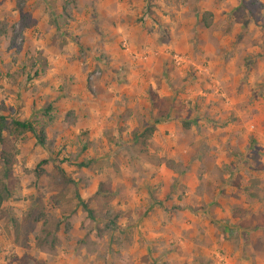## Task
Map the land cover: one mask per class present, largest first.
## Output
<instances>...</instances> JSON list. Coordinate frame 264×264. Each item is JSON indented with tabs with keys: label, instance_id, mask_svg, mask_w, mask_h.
I'll return each mask as SVG.
<instances>
[{
	"label": "rangeland",
	"instance_id": "1",
	"mask_svg": "<svg viewBox=\"0 0 264 264\" xmlns=\"http://www.w3.org/2000/svg\"><path fill=\"white\" fill-rule=\"evenodd\" d=\"M144 2L145 12L155 26L154 31L146 30L148 37L143 39L145 44L141 46L139 58L153 75L159 68L163 69L160 75L162 79L170 73V85L176 84V91L186 86L191 91L185 90V93L189 96L190 91L192 96L182 100L177 98L169 106L168 98L158 97L156 93V98H149V92H154L148 90L149 105L145 108H148V120H139L137 130L127 132L124 137L120 134L117 138L114 133L124 129L117 120L115 124L107 123L102 138L91 141L87 140V132L82 129L68 142L57 141L53 136L56 131L52 129H49L47 138L44 128L53 126L55 113L47 99L39 107L33 104L32 117L27 120L31 121L35 131L43 132L45 145H39L33 133L14 135L8 129L2 132L3 141L0 143V150L10 161L5 166L10 174L4 179L0 158V180L6 184V199L0 210V229L5 234L0 236V241L6 242V245L15 244L23 252L21 255L15 252L0 254L4 264H42L37 259L39 250L50 252L55 243L65 247L78 241L87 245L101 242L106 247L107 256L118 258L119 264L121 258L125 262L122 264H155L149 253L135 261L127 250L120 249L131 246L134 240L137 242V236L144 239L139 233L135 234L136 228L126 226H131L133 222L124 215L130 210L129 200L133 195H146L149 200L162 195V200L157 204L162 206L169 194L178 199L186 187L175 179L173 189L164 190L162 181L151 182L156 170L142 165L158 166L164 163L181 174L191 162L201 160L203 164L211 163L216 153L213 154V146L206 143L207 133H213L215 128H222L235 118L242 119L243 123L237 124H244L245 136L241 137L240 134L234 143L227 144L232 150H229L224 166L220 165L219 177L239 184L241 180L249 181V193L259 201L257 211L250 212L249 217L242 210L237 214L246 221V226L264 223V0ZM23 3L24 0H0V95H3L2 84L9 80L15 83L20 79L23 89H29L34 85L33 79L46 66L41 49L35 48V44L22 34L20 11ZM127 53L134 55L130 49ZM158 54L164 59L154 62ZM174 54L182 55L184 62L176 64L172 58ZM226 65L230 67L229 73ZM10 67H14L12 72L9 71ZM99 76L100 72L94 70L88 81L92 82ZM88 89L94 91L93 86ZM12 93V106L0 101V115L6 116L7 120L17 119L15 114L20 96L16 92L14 95L13 90ZM34 94V90L27 92L29 99L34 98ZM162 112V116L167 118L179 117L182 113L191 120L187 121V127H183L178 120L179 130L174 134L175 139L152 138V133L144 138L135 135L134 132L160 117ZM219 112L225 117L222 122L218 120L220 116H216ZM69 115L70 112H67L66 118ZM74 119L69 117L67 123H72ZM235 145L241 146L242 150ZM184 146H188V150L183 151ZM41 159L46 161L41 163ZM228 165L234 166V171ZM211 175L212 170H209L206 176ZM195 176L200 178L201 175L195 172ZM224 188L220 187L219 192L224 193ZM198 189L199 193H206L208 197L214 191L210 180H205ZM164 192H169L167 197H164ZM75 194L89 195L82 201L85 209ZM200 203L204 206L202 201ZM169 205L170 202H167ZM76 218L80 231L71 233L69 230ZM207 219L216 227L215 231L222 230L224 236H233L231 221ZM7 228L10 236L6 233ZM83 232L81 238L79 235ZM253 236V233L249 237L236 234L231 243H242V247H245L246 240ZM263 242L262 236L257 237L252 250L245 248L240 251L252 260L255 256L263 259L264 253L260 254V243ZM79 254L77 252L75 257H79Z\"/></svg>",
	"mask_w": 264,
	"mask_h": 264
},
{
	"label": "crops",
	"instance_id": "2",
	"mask_svg": "<svg viewBox=\"0 0 264 264\" xmlns=\"http://www.w3.org/2000/svg\"><path fill=\"white\" fill-rule=\"evenodd\" d=\"M69 1L24 0L20 11L22 34L26 40L35 44V48L41 49L46 66L43 72L33 79L34 85L30 83L29 89H23L20 79L19 82L9 80L2 84L3 95H0V101L2 100L3 104L12 106V90L14 95L16 92L20 96L19 108L15 114L18 120L30 119L33 104L34 107H39L47 99L55 113L53 126L44 128L47 138L49 129H52L56 131L53 136L57 141L68 142L70 137L82 129L86 130L87 140L91 141L102 138V131L107 123L115 124L117 120L124 126L122 132L114 133L118 138V135L124 137L127 132L137 130L139 120H148V108L145 109L149 105L148 90L156 93L158 97L168 98L169 106L176 102L177 98L182 100L192 96L191 89L186 86L176 91V84L170 85V73L167 74L169 81L164 76L165 79L160 78L163 74L162 68L153 75L151 69L140 59L141 46L145 44L143 39L148 37L146 30L149 28L154 31L155 26V22L145 12V0ZM129 49L134 53L133 56L127 53ZM162 59L164 58H160L158 54L154 62ZM13 68L10 67L9 71L12 72ZM229 68L226 65L227 73ZM94 70L99 71L100 76L89 82L88 78ZM90 86L94 87V91H89ZM27 90L36 91L34 98H28ZM185 90H190L189 96ZM46 94L51 96L47 97ZM185 105L188 106L187 101ZM67 112H70L71 119L75 118L70 124L67 123ZM216 116H220L218 120L221 122L225 119L220 112ZM199 118L203 119L202 116ZM182 119L191 120L181 113L179 117L163 118L155 123L152 138L175 139L174 134L179 130L178 120ZM241 120L235 118L222 128H215L213 133H207L206 143L210 147L213 146L211 152L216 153V158L213 155L211 163L203 164L201 160L191 162L181 174L164 163L158 166L148 163L142 165L149 170H156L151 182L162 181L164 190H172L175 179L186 188L182 189V196L178 199L169 194L162 206L157 205L162 200V195L154 196L151 200L146 195H133L129 200L130 210L124 214L125 217L133 219V222L131 226H126L129 229L136 228L135 234L139 233L145 240L137 236V242L134 240L131 246L124 249L120 247L121 250H127L135 261L149 253L155 264H264V258L255 256L252 260L240 251L245 248L252 250L257 237L264 238V223L246 226V221L237 214L242 210L249 217L250 212L257 211L256 204L259 201L257 198L253 199L249 193V181L241 180L239 184L219 177L220 165L227 162L229 150H232L227 144L234 143L240 134L241 137L245 136L244 124H237L243 123ZM184 147L183 151L188 150V146ZM237 148L242 150L241 146ZM40 156L45 158L43 154ZM202 167L204 168L201 169ZM228 167L234 171V166ZM209 170L213 173L210 177L206 176ZM195 172L201 175L200 178L194 177ZM115 180L118 181L119 178ZM205 180L211 181L215 191L209 197L206 193H199L198 189ZM220 187H225L224 193L219 192ZM227 188L229 189L226 191ZM168 193L164 192V197H167ZM87 195L80 194L79 198L86 200L89 196ZM201 201L204 206H201ZM167 202L171 205L167 206ZM207 217L227 219L229 223L231 221L236 228H233V236L244 234V237H249L253 233L255 237L246 240L245 247H242V243L232 244L234 237L224 236L222 230L215 231L216 227H213ZM78 223L77 218L73 220L69 232L80 231ZM5 230L10 236L8 228ZM4 234L0 229V236ZM83 234L84 232L79 236L83 238ZM78 242L65 247L55 243L50 252L39 250L37 259L42 264H108L119 261L118 258L107 256L106 247L102 246L101 242L96 241L89 245ZM260 244L262 254L264 242ZM103 250L105 252H102ZM7 252H15L16 255L23 253L17 245H6V242L0 241V254ZM77 252L80 253L79 257H75ZM0 262L5 263L2 259ZM120 262L125 263L122 258Z\"/></svg>",
	"mask_w": 264,
	"mask_h": 264
},
{
	"label": "trees",
	"instance_id": "3",
	"mask_svg": "<svg viewBox=\"0 0 264 264\" xmlns=\"http://www.w3.org/2000/svg\"><path fill=\"white\" fill-rule=\"evenodd\" d=\"M149 98H156V94L149 92ZM162 115H164L163 112L159 114L160 117H158L156 119H152V121H150L146 125H144L143 128L140 129V131L134 132L135 135L144 138L145 136L151 134L155 129V123L159 122L163 118H167L166 116L164 117ZM180 123L183 127L188 126L187 121H184L183 119L180 120ZM7 129L10 132H12L14 135H22L26 132L33 133V135L35 136L36 142L39 145H45V136H44L43 132L41 130L35 131L30 120H18V119L7 120L6 116L0 115V143H2V141H3L2 132L4 130H7ZM0 158L2 159V163H3L2 177L4 179H7L9 177L10 173H9V170L7 169V167H5V166L9 165L10 161L4 155V153L1 150H0ZM45 161H46L45 159L40 160L41 163H44ZM79 165L81 166L83 164L79 163ZM75 197L79 200V202L81 203V205L85 209V205H83V202L79 198V196L75 194ZM5 199H6V184H5V182H2L0 180V210H1V204ZM232 228H234V227H231L230 229L232 230ZM234 229H236V228H234Z\"/></svg>",
	"mask_w": 264,
	"mask_h": 264
},
{
	"label": "built area",
	"instance_id": "4",
	"mask_svg": "<svg viewBox=\"0 0 264 264\" xmlns=\"http://www.w3.org/2000/svg\"><path fill=\"white\" fill-rule=\"evenodd\" d=\"M172 58L174 59V62H175L176 64H179V63H181V62H184V59H183L182 55L174 54V55L172 56Z\"/></svg>",
	"mask_w": 264,
	"mask_h": 264
}]
</instances>
